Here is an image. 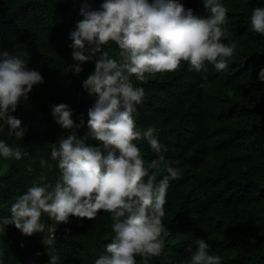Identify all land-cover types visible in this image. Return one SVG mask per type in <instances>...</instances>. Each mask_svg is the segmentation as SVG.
I'll return each mask as SVG.
<instances>
[{
  "label": "clouds",
  "instance_id": "clouds-1",
  "mask_svg": "<svg viewBox=\"0 0 264 264\" xmlns=\"http://www.w3.org/2000/svg\"><path fill=\"white\" fill-rule=\"evenodd\" d=\"M93 3L94 0H84L81 4L82 19L68 37L75 62L68 70L78 76L85 62L95 60L94 72L82 82L87 93L95 96L87 113L88 132L78 135L85 122L82 118L79 123L74 121L69 105L51 106L55 122L70 130L50 152L59 176L54 184L41 176L23 194L15 196L10 215L0 218V232L14 225L25 236L42 234L48 264H59V256L48 251L54 249L58 226L70 223V217L94 220L103 211L111 215L113 237L95 264H137V256L147 264L161 254L170 231L180 221L203 223L201 213L209 193L193 167L205 163L208 152L221 147V143L215 141L202 152L184 157L183 161L190 164L188 172L173 166L179 161L166 163L168 147L159 139L167 123L161 117L149 125L154 128H142L148 126L141 120L145 92L134 85L132 78L142 81L146 74L173 72L182 61L203 76L209 68L227 70L240 56L231 29L242 14L237 5L227 7L223 0H103L98 8L92 7ZM248 21L252 31L264 35V6L253 7ZM112 43L118 46V58L105 50ZM27 64L26 59L0 50V129L7 126L17 140H22L25 131L21 121L10 113L28 98L35 85L44 83L42 74ZM258 79L264 81V68ZM181 91V87L177 89L172 104L177 106L175 109H184ZM196 104L201 105L197 128L224 135L218 123L229 109L215 103L209 109L204 104L203 111L202 103L192 98L189 105ZM89 137L100 143H87ZM141 139L147 141L154 159L146 160L142 155L146 148L137 142ZM26 155L19 142L9 144L0 139L1 160L19 161ZM40 164L49 167L47 160ZM3 175L0 171V177ZM226 175L219 169L206 170V178L213 183ZM183 177L181 187L187 199L182 213L177 214L178 221L173 216L165 226L170 181ZM200 197L204 200L198 201ZM44 215L53 223L43 222ZM194 243L195 249L189 248L190 259L185 264H222V257L210 253L204 238Z\"/></svg>",
  "mask_w": 264,
  "mask_h": 264
},
{
  "label": "trees",
  "instance_id": "trees-1",
  "mask_svg": "<svg viewBox=\"0 0 264 264\" xmlns=\"http://www.w3.org/2000/svg\"><path fill=\"white\" fill-rule=\"evenodd\" d=\"M84 0H0V50L26 59L30 69L38 70L44 83L35 85L27 99H22L15 112L10 115L21 121L25 131L22 140L10 135L5 126L0 129V139L19 142L27 153L21 160L0 159V218L10 215L13 198L23 194L34 180L41 176L54 184L59 169L50 159L53 147L70 130L58 125L51 112L54 104H67L73 110L76 123L82 118L85 126L78 135L88 132V109L94 104L82 87V82L95 70V60L85 62L83 71L77 76L68 70L74 64L72 43L68 39L76 23ZM103 0H94L92 7L98 8ZM228 7L237 5L242 18L232 24L233 42L240 50L233 66L224 71L207 69L201 72L190 70L187 62L173 72L146 74L145 80L133 77V83L145 92L141 120L154 128V122L164 117L167 128L161 143L168 147L166 163L179 161V168L189 170L190 164L183 161L189 154L200 153L216 142L221 147L210 150L205 163L193 167L198 181L208 188V198L201 213L203 223L180 221L165 240L159 256L152 257L147 264H185L190 259L195 240L204 238L210 245V253L222 257V264H264V81L258 79L264 68V35L250 28L249 17L255 6H264V0H223ZM105 50L118 58L119 49L114 43ZM99 55V54H98ZM182 88L184 109L172 107L178 88ZM196 98L207 109L216 106L229 109L226 117L219 120L224 135L217 131L198 129L201 105H189ZM219 99L222 101L219 102ZM140 142L146 148L142 155L146 160L155 158L146 140ZM89 144L98 145L92 140ZM141 146V144L137 143ZM47 160L49 167H42ZM161 168L165 169L164 166ZM31 169V171H29ZM207 169H219L227 173L225 178L213 183L206 178ZM182 179L170 181L165 205V226L169 219L178 221L177 214L187 195L182 189ZM181 180V181H180ZM213 189V190H212ZM204 198H198L203 201ZM197 220V217L195 218ZM43 222L51 224L47 215ZM111 215L99 212L94 220L70 217V223L60 224L56 232L54 249L59 264H95L111 242ZM201 226V227H199ZM65 229H69L65 232ZM43 235H23L14 225L0 232V261L3 264H48L47 248ZM137 264H145L137 256Z\"/></svg>",
  "mask_w": 264,
  "mask_h": 264
}]
</instances>
